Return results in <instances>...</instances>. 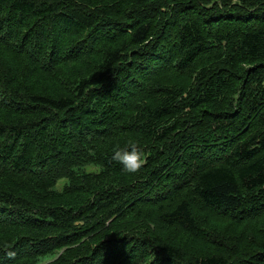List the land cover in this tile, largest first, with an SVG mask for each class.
I'll use <instances>...</instances> for the list:
<instances>
[{
    "label": "trees",
    "instance_id": "16d2710c",
    "mask_svg": "<svg viewBox=\"0 0 264 264\" xmlns=\"http://www.w3.org/2000/svg\"><path fill=\"white\" fill-rule=\"evenodd\" d=\"M0 264H264V0H0Z\"/></svg>",
    "mask_w": 264,
    "mask_h": 264
},
{
    "label": "clouds",
    "instance_id": "9594fccd",
    "mask_svg": "<svg viewBox=\"0 0 264 264\" xmlns=\"http://www.w3.org/2000/svg\"><path fill=\"white\" fill-rule=\"evenodd\" d=\"M147 155L138 140L129 138L124 147L116 145L113 148L111 159L122 166L125 174L138 176L147 163Z\"/></svg>",
    "mask_w": 264,
    "mask_h": 264
},
{
    "label": "rangeland",
    "instance_id": "374dc122",
    "mask_svg": "<svg viewBox=\"0 0 264 264\" xmlns=\"http://www.w3.org/2000/svg\"><path fill=\"white\" fill-rule=\"evenodd\" d=\"M84 170L85 171H92V170H94V168L93 167H85ZM64 184H65V180L64 179L58 180L57 183L55 184V189L60 191L61 188L64 186Z\"/></svg>",
    "mask_w": 264,
    "mask_h": 264
}]
</instances>
